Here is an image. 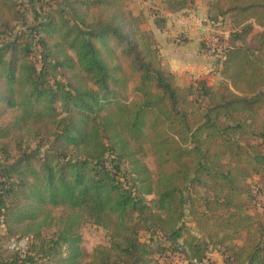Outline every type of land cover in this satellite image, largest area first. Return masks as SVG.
I'll return each instance as SVG.
<instances>
[{"label": "trees", "instance_id": "obj_1", "mask_svg": "<svg viewBox=\"0 0 264 264\" xmlns=\"http://www.w3.org/2000/svg\"><path fill=\"white\" fill-rule=\"evenodd\" d=\"M208 2L237 26L215 86L176 81L132 0H51L31 24L0 0V264H149L142 229L189 264H264V0ZM88 221L109 244L87 261Z\"/></svg>", "mask_w": 264, "mask_h": 264}, {"label": "rangeland", "instance_id": "obj_2", "mask_svg": "<svg viewBox=\"0 0 264 264\" xmlns=\"http://www.w3.org/2000/svg\"><path fill=\"white\" fill-rule=\"evenodd\" d=\"M16 1L17 3H19L18 6L24 11L26 20L29 24L36 22L38 18H40L41 20L43 17H45L48 11L50 12L49 8L52 4L51 0ZM42 2L45 5H42ZM208 3V0H198L193 6L178 11L186 13L189 11L193 12L195 10H198L200 11L199 15L201 16L207 14V19L205 21L203 20V22L211 24V27L221 30V38L224 40V42L225 40L229 42L235 30H237L235 18L231 14L219 16L214 10L212 11V13H209ZM131 7L133 8L134 14L137 16L141 28L144 30H147L154 26L163 27L167 18H169L168 13L178 12L170 10L166 0H132ZM203 8L204 11L201 10ZM210 28L208 30V34L203 38V49L205 48L204 42L210 35ZM18 30H22V27L20 25L18 26ZM149 31L152 32L151 30ZM218 61H220V59ZM25 147L26 149L32 150L36 146L34 145V143H31V145H27ZM20 154L21 151L19 149H13L11 161H14ZM145 160L152 169H155V162L153 157L147 156ZM252 179L254 191L258 194L257 200L259 204V215L260 218L264 220V172L263 174L255 175ZM187 221L190 226L195 229V225L191 221L190 217H188ZM140 237L142 241L147 242L151 246L152 253L150 256L151 259L149 264H189L188 260L185 258V255L180 254L178 250H173L172 248H170L168 246L169 244L163 237H160L158 234L153 233L150 229H142L140 231ZM239 242L241 243L242 241ZM82 244L87 254L86 260L88 261L90 259V253H92V250L95 246L99 244H109V236L107 230L102 227H98L92 221H88L83 227ZM25 245V240L19 242V246ZM206 261V264H226L220 251L212 248L211 246L209 247L208 257Z\"/></svg>", "mask_w": 264, "mask_h": 264}, {"label": "crops", "instance_id": "obj_3", "mask_svg": "<svg viewBox=\"0 0 264 264\" xmlns=\"http://www.w3.org/2000/svg\"><path fill=\"white\" fill-rule=\"evenodd\" d=\"M201 10L204 11V8ZM199 12H169L163 27L154 26L147 30L154 33L161 59L175 74L179 84L205 80L215 86L223 79L221 63L204 53L203 38L211 24L204 23L207 14L201 16Z\"/></svg>", "mask_w": 264, "mask_h": 264}, {"label": "built area", "instance_id": "obj_4", "mask_svg": "<svg viewBox=\"0 0 264 264\" xmlns=\"http://www.w3.org/2000/svg\"><path fill=\"white\" fill-rule=\"evenodd\" d=\"M210 35L206 39L204 53L210 57L220 59L223 57L224 48L228 45V42L221 38L222 31L217 28H210Z\"/></svg>", "mask_w": 264, "mask_h": 264}]
</instances>
